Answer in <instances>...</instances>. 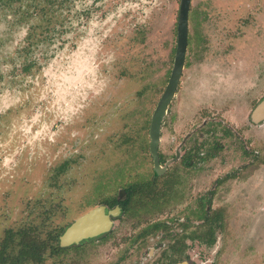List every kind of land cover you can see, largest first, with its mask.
Segmentation results:
<instances>
[{
  "label": "rangeland",
  "instance_id": "obj_1",
  "mask_svg": "<svg viewBox=\"0 0 264 264\" xmlns=\"http://www.w3.org/2000/svg\"><path fill=\"white\" fill-rule=\"evenodd\" d=\"M27 3L0 2V243L10 228L31 225L44 237L67 227L96 203L97 196L86 202L83 195L93 183L149 177V124L177 40L180 0H69L55 8L61 22L52 42L27 44L34 24L37 32L50 25V13L42 20L32 14L17 20L22 14L16 9ZM189 37L188 67L159 146L162 164L172 167L183 165L174 155L197 136L201 151L226 144L217 125L230 118L221 110L225 93L246 84L264 86V0H192ZM31 60L41 69L28 72ZM258 164H247L239 148L224 146L201 165L223 176L232 167ZM258 167L248 180L233 174L225 181L230 197L245 188L243 212L250 219L232 221V230L218 234L208 254L216 264H264V162ZM10 247L18 251L16 242ZM105 259L100 247L87 256L81 245L57 254L47 250L41 262L25 264H106Z\"/></svg>",
  "mask_w": 264,
  "mask_h": 264
},
{
  "label": "flooded vegetation",
  "instance_id": "obj_2",
  "mask_svg": "<svg viewBox=\"0 0 264 264\" xmlns=\"http://www.w3.org/2000/svg\"><path fill=\"white\" fill-rule=\"evenodd\" d=\"M14 1L21 2L22 0H0L5 4H11ZM27 1V5L29 4L27 7L19 5L16 9L22 14L17 20L21 21L25 19V15L31 14L38 18L41 17L42 20L43 14L50 13L47 15V21L50 25L44 27L45 31L37 32L35 30L37 25L34 24L33 31L30 30L27 34V38L32 36L33 38L27 44H38L41 40L48 43L52 42L53 35L51 34L56 30V22H61V19L56 16L58 9L55 8L65 7L69 0ZM181 3L182 0H180L176 26L177 40L174 59L163 92L169 83L175 63ZM191 8L192 0L190 1L188 16L184 67L175 95L161 124L160 141L157 147L159 169L155 166L151 151V116L149 124V152L153 162L151 174L146 179L138 180L129 177V180L121 183L102 180L93 183L92 188L86 187L83 194L86 202L96 196L97 199L94 206L88 207L79 217L88 214L97 207H103L110 220V227L95 235L87 236L78 242L62 246L60 237L79 218L77 217L70 225L61 228L59 245L63 248L62 251H65L68 247L82 245L88 256L90 249L97 246L103 249L106 264H216L214 259L208 257V254L216 246L218 234L228 232V228L232 230L229 225L232 221L245 220L247 222L250 219L249 213L243 212L245 204L241 196L244 194L245 188L242 187L240 191L232 195L234 198L230 197L232 189L225 181L231 179L233 174L236 175L235 177H245L248 180L254 173L258 175V166L264 162V136L260 135V131L264 127V113L255 114L257 106L264 101V86L246 84L240 87L242 91L225 93V97L223 96L225 104L221 110L224 109L230 118L227 121L221 120L217 125L223 127L222 136L226 144L215 142L210 149L201 151L202 144L195 145L200 140L197 136L195 137L197 141L193 145L185 147L183 153L179 148L174 155V159L177 162L180 161L183 165L172 167V163L169 161L162 164L164 155L159 146L166 116L177 93L182 88V78L188 67ZM38 26L41 25L38 24ZM26 46L23 48L25 49ZM33 67L41 69L40 65L31 60L26 66V70L29 72ZM249 105H251V108H249ZM209 129L210 127L205 128L206 131ZM249 130H251V134L244 136L243 133ZM224 146L230 147L233 151L239 148L240 155L246 158L247 164L256 162L259 163L258 166L238 165L220 176L217 175L216 169L201 165L208 158L215 157L217 151L223 149ZM64 166L63 171L68 167L66 162ZM102 169L109 172L110 167H102ZM125 172L120 169V171L115 170L109 173L125 176ZM249 173L251 174L250 177L248 176ZM202 174H206L208 177L213 175V181L202 180ZM260 177L263 178V176ZM112 178L111 176L110 179L112 180ZM158 179L166 180L158 181ZM258 179L257 176L256 180ZM262 183L264 184V178ZM91 189L96 191L92 192ZM258 200V196L251 197L249 204L251 205V202H257ZM254 214L256 213L254 212L252 215ZM87 264H89V261H87Z\"/></svg>",
  "mask_w": 264,
  "mask_h": 264
},
{
  "label": "water",
  "instance_id": "obj_3",
  "mask_svg": "<svg viewBox=\"0 0 264 264\" xmlns=\"http://www.w3.org/2000/svg\"><path fill=\"white\" fill-rule=\"evenodd\" d=\"M191 0H182L179 26H178V46L175 58L174 67L166 87L163 92L154 112L152 115V122L150 127L151 135V151L154 156L155 166L159 169L157 147L160 141L161 124L164 116L167 113L168 106L175 95L178 82L184 67V60L187 48V34H188V16ZM264 113V101H262L256 108L255 114ZM110 227V220L104 212L103 207H97L79 217L60 237L62 246L78 242L81 239L95 235L101 231L107 230Z\"/></svg>",
  "mask_w": 264,
  "mask_h": 264
},
{
  "label": "trees",
  "instance_id": "obj_4",
  "mask_svg": "<svg viewBox=\"0 0 264 264\" xmlns=\"http://www.w3.org/2000/svg\"><path fill=\"white\" fill-rule=\"evenodd\" d=\"M61 229L53 228L42 237L32 226H25L18 231L8 230L0 247V264H25L29 261H42L47 250L53 254L63 250L59 245ZM17 236V239L14 237ZM18 251L10 246L15 244Z\"/></svg>",
  "mask_w": 264,
  "mask_h": 264
}]
</instances>
